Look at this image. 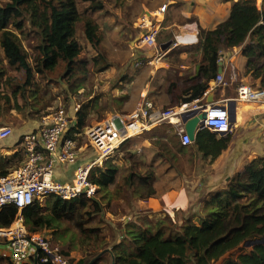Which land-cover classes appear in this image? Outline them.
Instances as JSON below:
<instances>
[{"label": "trees", "instance_id": "16d2710c", "mask_svg": "<svg viewBox=\"0 0 264 264\" xmlns=\"http://www.w3.org/2000/svg\"><path fill=\"white\" fill-rule=\"evenodd\" d=\"M137 2L131 0L128 5L121 2L120 6L127 16L136 17ZM104 6L101 0H5L0 4V79L4 66L25 74V80L12 91L15 101L17 95L24 103L35 96V93L26 96L34 74L47 78L48 73L57 68L61 69V75L56 82L62 86L66 100L82 87L90 70L86 60L79 58L82 47L76 37L78 24L83 39L97 53L91 61L93 70L102 71L108 67L100 47L103 38L99 28L103 18L100 12ZM164 20L170 21L168 15ZM29 37L35 41L33 57L24 51L22 44V39ZM197 38L195 46L187 49L190 59L180 60L182 63L198 61L199 67L196 75L187 82L189 86L183 91L185 96L179 101L188 102L203 96L208 81L217 74L222 47L240 46L247 60L245 76L249 75L253 82L259 81L258 86H251L264 87V0L260 7L254 0L232 2L228 18L214 29L199 27ZM9 83L7 79L3 82L5 86ZM4 100L9 102L7 96ZM88 106L82 105L77 110L76 123L70 124L67 136L76 138V134H81L86 126ZM200 134L195 142L198 141V150L204 154L217 155L228 141L227 137L217 140L206 130ZM170 138L175 141L173 131ZM204 139L210 144H204ZM117 169L108 162L91 168L89 180L97 185L96 194L100 195V200L85 197L63 200L49 196L45 201V213H41L42 206L38 203L24 208L21 213L27 230L38 233L43 229H59L63 223L71 224L78 231L81 246L96 248L89 257L78 260L71 257V264H88L92 259L90 264H99L108 252L95 257L109 247L113 264H215L225 255L227 257L219 264H264V242L244 245L247 241L264 238V158L252 160L225 189L210 195L206 201L207 212L199 216L196 223L190 219L178 225L166 215L145 220L141 225L120 224L116 230L124 229V232H120L122 238L115 243L114 236L112 242L105 240L101 226L87 224L94 220L93 215L103 212V200L109 202L121 197L123 189L140 198L155 193L153 172L135 174L132 170L110 191L108 186L114 182ZM16 213L13 205L2 208L0 226H8ZM61 251L70 256L69 251Z\"/></svg>", "mask_w": 264, "mask_h": 264}, {"label": "crops", "instance_id": "0c3cea01", "mask_svg": "<svg viewBox=\"0 0 264 264\" xmlns=\"http://www.w3.org/2000/svg\"><path fill=\"white\" fill-rule=\"evenodd\" d=\"M101 1L105 6L100 12L103 16L99 25L103 34L100 47L109 65L102 71H94L90 62L91 69L86 82L75 94L69 96L72 100L67 107L70 124L73 126L76 123L77 110L80 106L89 104L85 118L86 126L81 131L83 133L87 127L101 122L111 114L132 111L141 100L142 93L146 94L158 108L177 106L181 103L179 99L185 96L183 91L189 86L187 82L196 75L199 62L182 63L180 60L190 59L187 49L194 47L196 43L187 46H181L185 45L181 43L175 47L176 49H167L155 64H152L151 59L161 51L159 45L170 40L173 34H177L179 40L183 42L184 35L189 34L197 38L199 27L214 29L228 18L230 6L237 0H138L137 16L129 19L120 3L124 2L128 5L131 0ZM259 2L258 7L261 0ZM161 7H164V11L156 16L161 24L156 37L157 48H141L138 42L132 46L133 35L138 34L139 18L143 14L150 13L152 19H155V12ZM167 15L170 18L169 22L164 20ZM135 30L136 33H133ZM78 31L80 33L81 27ZM79 36L83 38L82 32ZM81 42L86 46L87 52L94 53L91 56L92 61L97 54L96 51L84 39ZM119 45L127 47L120 48ZM219 58L227 85L216 87L212 84L213 79L209 80L206 100L227 101L231 129L226 132H214L199 126L192 143L182 145L177 135L175 141H172L171 136L169 137V131L174 132L171 126L151 125L147 130L124 140L115 151L114 157H110L109 162L105 161L118 168L114 182L108 186V189L113 191L115 184L122 183L130 170L137 174L138 166L141 174L147 171L153 172L155 193L140 198L123 189V195L117 198L122 203L117 207L119 206V210L125 213L130 208L128 211L130 213L128 215L122 213L115 220L119 219L118 223L121 225L130 223L141 225L145 220L162 218L166 215L176 219L178 225L190 219L196 223V219L207 212L206 201L210 195L225 189L231 179L242 172L252 160L264 158V103L236 99V86L239 82L258 86L259 81L253 82L249 75L245 76L247 60L242 55L240 46L222 47ZM143 60L147 63L137 64L138 61ZM231 70L234 72V77L230 76ZM61 100L64 101L63 98ZM39 123L40 120L34 118L19 127H9L10 133L0 139V174L8 173L24 162L20 136L35 129ZM205 130L214 134L217 140L222 137L228 138L225 148L220 149L215 156L198 150L196 137ZM76 143L78 150L76 162L74 164L56 162L55 179L68 181L78 164L95 158L96 154L90 152L86 142L81 143L76 140ZM207 143L208 140L204 139V144ZM129 166L133 168L129 169ZM102 204L105 205L107 202ZM111 218L115 216L111 215ZM113 223L115 222H112L106 240L112 242L114 236L117 243L122 238L120 232H124V229L116 230L118 225ZM103 257L111 261L112 255L108 252ZM226 257L227 255L223 258ZM223 258L215 264H219Z\"/></svg>", "mask_w": 264, "mask_h": 264}, {"label": "built area", "instance_id": "2783aa9c", "mask_svg": "<svg viewBox=\"0 0 264 264\" xmlns=\"http://www.w3.org/2000/svg\"><path fill=\"white\" fill-rule=\"evenodd\" d=\"M163 11L164 7L159 8L155 12V19H152L150 13L139 18L137 28L141 48H157L156 37L161 24L156 16ZM171 40L168 49L175 48L181 43L187 45L197 42V38L189 34L184 35V42L179 40L177 34H173ZM164 53L158 51L151 59L152 64H155ZM141 63L147 62L146 60L137 62ZM230 76L234 77L233 70L230 71ZM212 84L216 87L227 85L222 70L217 71ZM207 91L208 89L201 97L166 108H158L146 94L142 93L141 100L132 111L111 114L101 122L87 127L84 132L86 144L96 154L95 158L78 164L68 181L54 178V164L56 162L74 164L77 160L76 139L66 135L70 127L69 113L64 107L58 106L41 116L40 123L35 129L20 136L24 162L6 174H0V210L8 205H13L17 209L13 221L8 226H0V264H71V256L64 255L57 244L40 233L27 230L22 210L33 203H42L49 196L63 200L78 197L94 198L98 187L89 180L91 168L102 166L115 154L124 140L147 130L151 125L171 126L182 145L192 143L185 133L183 121V115L192 111L205 113L198 128L201 126L214 132L230 130L227 101H207ZM236 99L264 103V87H253L239 82L236 86ZM9 133V127L1 128L0 139Z\"/></svg>", "mask_w": 264, "mask_h": 264}, {"label": "rangeland", "instance_id": "374dc122", "mask_svg": "<svg viewBox=\"0 0 264 264\" xmlns=\"http://www.w3.org/2000/svg\"><path fill=\"white\" fill-rule=\"evenodd\" d=\"M4 1L5 0H0V4H3ZM254 2L256 6L258 7L260 3L259 0H254ZM129 18L130 17L128 16L127 19ZM77 28H78L77 30L80 29V24H78ZM133 33H136V30ZM134 35H133V38H134ZM76 37L78 38L79 43L81 44V47H82V50L79 54V58L86 60L87 65H88L87 67L90 70L91 69V65H90L91 56H93L92 54L94 53L91 51L87 52L86 46L81 42L83 38H80L79 35L78 36L76 35ZM133 38L131 41H133ZM34 42L35 41L32 37H29L27 39H22L24 51L30 57H33L34 55L32 52V47H33ZM181 46H187V45H181ZM60 75H61L60 68H57L52 73H48L47 78H40L36 74H34L33 79H32L33 84L26 89V96H30L33 93H35V96L33 98L31 97L28 98L27 103H24L20 95H17L16 101L12 95V91L16 88L17 84L22 83L25 80L24 72L21 70H13V69H10L9 67L4 66L3 76L0 79V82L2 84L0 86V127L1 126H4V127L8 126L11 128L19 127L25 124L27 121L32 120L34 118L40 119L41 116L50 113L58 106H62L65 109H67L68 105L70 104V101L72 100V97L68 98L67 100L65 99L62 86H60L59 82H56V79H58ZM5 79L10 80L11 82L7 86L3 84ZM53 80H55V82ZM5 96H7L9 99V102L7 103L4 100ZM61 98H63L64 101H62ZM171 134L172 133H170L169 131V137L171 136ZM75 139L77 141H80L81 143L86 142V137L84 133L81 134L79 137H76ZM89 148L90 147L88 146V149ZM89 150L90 152L91 151L93 152L91 148ZM90 156H92V154ZM138 157L139 156H137V159ZM106 161L109 162V159ZM132 168H133L132 166H129V169H132ZM137 172L138 173L141 172L138 166H137ZM47 198H45L42 201V203H40V205L42 206L41 213L46 212L45 201ZM94 199L100 200V195L95 194ZM118 201L119 200L116 198L113 201L110 200L109 202L104 200L103 203L107 202V204L103 205V212L101 213L102 216L100 213L93 215L94 220H92L90 223H87L88 226H97V225L101 226V232H102L101 235L105 238V240H106V237L109 236L108 235L110 231L109 228L111 227L112 222L114 221L115 223L113 224L119 226L121 224V223H118L119 219L118 221H115V220H117V218H119L122 215V213L126 215L130 213L128 212L130 208L126 210L127 213H125L124 211L122 212V210H119L120 208L119 206L117 207V205L121 204L122 202L120 203L121 200L119 202ZM111 215L115 216V218H111ZM169 218L171 222L176 223V219H173L171 216H169ZM38 233H40L44 237L49 238L51 242L57 244L60 247V249L69 251V253L74 255L75 258L89 257L90 254L96 252L95 251L96 248L88 247V245H85V246L80 245L78 231L69 223H63L62 226L56 230L43 229L39 231ZM111 262H112V259L111 261L110 259H105L99 264H111Z\"/></svg>", "mask_w": 264, "mask_h": 264}, {"label": "water", "instance_id": "95a60500", "mask_svg": "<svg viewBox=\"0 0 264 264\" xmlns=\"http://www.w3.org/2000/svg\"><path fill=\"white\" fill-rule=\"evenodd\" d=\"M138 40H139V33L135 35V38L131 42V45L133 46L135 43L138 42ZM171 43H172V40L170 39L167 42L160 44L159 47H160L161 51H163V52L166 51L170 47ZM220 70H221V64L218 65L217 71H220ZM229 115H230V112H229ZM204 117H205V113L199 112V111H192V112H189V113H186L185 115H183L185 133L191 140H194L195 129L197 128L198 124L201 123V121H202V119H204ZM230 118H231V116H230ZM257 242H264V238L261 240H256V241H247V242H245L244 245L249 246V245L255 244ZM105 252H110V249L108 248V249L102 250L101 252H99L97 254V256L95 258L101 256ZM92 260L88 264H90L92 262ZM111 264H113V259H112Z\"/></svg>", "mask_w": 264, "mask_h": 264}, {"label": "clouds", "instance_id": "9594fccd", "mask_svg": "<svg viewBox=\"0 0 264 264\" xmlns=\"http://www.w3.org/2000/svg\"><path fill=\"white\" fill-rule=\"evenodd\" d=\"M228 117H229V120H230V115H229V112H228Z\"/></svg>", "mask_w": 264, "mask_h": 264}, {"label": "bare ground", "instance_id": "6f19581e", "mask_svg": "<svg viewBox=\"0 0 264 264\" xmlns=\"http://www.w3.org/2000/svg\"><path fill=\"white\" fill-rule=\"evenodd\" d=\"M179 34V33H178ZM183 42H184V40H183Z\"/></svg>", "mask_w": 264, "mask_h": 264}]
</instances>
